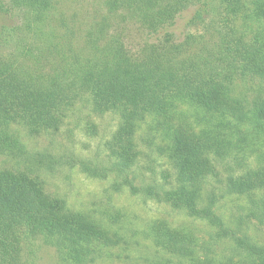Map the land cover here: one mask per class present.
<instances>
[{
    "label": "trees",
    "instance_id": "trees-1",
    "mask_svg": "<svg viewBox=\"0 0 264 264\" xmlns=\"http://www.w3.org/2000/svg\"><path fill=\"white\" fill-rule=\"evenodd\" d=\"M10 1L41 34L39 44L17 39L16 65L0 64V154L22 157L21 133H56L76 104L81 111L111 114L117 119L116 148L106 145L102 160H76L81 171L101 180L119 177L115 191L127 187L211 228L204 239L154 222L147 236L173 260L150 264H218L211 252L219 243L228 244L225 264H264V244L243 228L249 220L264 227V165L252 167L240 155L248 137H264V0L251 1L240 32L206 26L207 38L187 35L177 42L170 30L176 19L197 4L189 24L204 25L211 0H100L104 14L70 28L61 20L64 34L46 24L59 0ZM224 1L231 13L241 7V0ZM10 15L1 0L0 20ZM129 22L143 35L135 50L125 44ZM15 29L18 35V26L0 24V46L14 42ZM182 107L201 114L207 126L195 130L178 121L174 127V115L184 116ZM142 124L148 132L162 130L172 149L139 140L151 151L166 152L169 168L160 181L152 177L135 186L133 167L142 153L134 137ZM43 190L25 172L0 170V264H36L21 255L22 245L33 240L54 247L62 264H95L98 246L120 241L102 222L66 212ZM250 193L255 197L247 213L234 224L224 222L219 201Z\"/></svg>",
    "mask_w": 264,
    "mask_h": 264
},
{
    "label": "rangeland",
    "instance_id": "rangeland-1",
    "mask_svg": "<svg viewBox=\"0 0 264 264\" xmlns=\"http://www.w3.org/2000/svg\"><path fill=\"white\" fill-rule=\"evenodd\" d=\"M251 1L241 0V7L237 9L238 11H233L234 13H231L224 0L209 1L210 8H208L204 25L189 24L195 9L198 8L197 4L191 6L176 19L174 26L170 29L174 41H182L187 35L195 38L203 35L207 38L208 33L204 31L206 26L208 28L230 26L236 32L242 31L243 15L251 8ZM2 2L6 7L9 6L12 17L11 15L5 17V21L0 20V24L8 28L18 26L20 33L17 35V29H15L14 42L11 45L0 46V64L16 65L18 63L15 60L17 39L23 40L25 44L32 42L39 44L41 33L25 24L27 18L25 19L22 15L23 11H18L17 6L12 5L10 0H2ZM105 12L106 9L102 8L100 0H59L48 14L46 24L48 28L54 27L55 30L59 29V33L64 34L61 20L66 28H70L76 22H89ZM43 29L46 30L47 26L44 25ZM124 32L127 36L125 37L127 48L135 50L142 40V31L139 30L138 25L129 22ZM72 39L74 44H78V36ZM40 53V56L45 58V62L51 60L47 53ZM182 109L185 111L183 117L174 115V127L177 126L178 121L189 124L195 130L207 126L201 114L195 115L186 107ZM79 110L80 105H74L67 118H64L63 125L54 134H36L26 131L21 133L20 140L26 147L25 154L17 157V154L12 155L4 151L0 154V170L14 174H17V171L25 172L32 183L37 187H43L45 194L60 201L66 212L86 214L102 222L110 233H118L120 241L112 245L98 246L99 258L95 264H150L148 262L150 259L173 260L171 255L156 246L147 236L149 227L157 221H165L173 228L188 229L195 236L206 239L207 233L211 231L206 222L188 217L183 212L165 204L156 203L145 198L143 194H133L127 187H121L119 191H115L112 185L122 181L119 177L110 175L107 179L101 180L88 177L81 171L79 162L76 160H102L109 153L106 145L116 148L112 134L116 129L117 119L111 114L98 115ZM162 133V130L157 127H154L153 132H148L144 124L135 133L134 140H137L139 145L137 149L142 153L133 167L135 186L147 184L152 177L160 181L161 171L169 168L164 154L170 153L172 145ZM152 135H154L153 138ZM139 140H155L160 149L163 148L166 152L151 151ZM246 140L240 155L243 153L252 167L264 165V137L253 136ZM254 197V193L227 196L219 201L217 212L224 222L234 224L238 214L247 213L248 201ZM243 228L256 242L264 244V227L249 220L247 226ZM227 247V243H219L212 248L211 257L214 258L215 263H226L223 256L227 255ZM21 255L23 259H33L36 264H62L58 260L55 248L43 244L40 240L23 244Z\"/></svg>",
    "mask_w": 264,
    "mask_h": 264
}]
</instances>
